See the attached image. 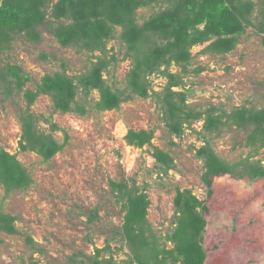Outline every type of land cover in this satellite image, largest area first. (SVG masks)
Here are the masks:
<instances>
[{
  "label": "rangeland",
  "instance_id": "1",
  "mask_svg": "<svg viewBox=\"0 0 264 264\" xmlns=\"http://www.w3.org/2000/svg\"><path fill=\"white\" fill-rule=\"evenodd\" d=\"M56 2L57 0H52ZM258 10L264 9V0H251ZM167 7L162 3L138 11V22L143 24L151 16ZM38 45L18 38L0 63L19 66L30 83L25 90H35L46 75L61 72L64 65L68 76L76 78L86 73L95 59L76 49H62L53 36L39 30ZM107 44V56H115L117 63L103 75L112 90L124 91L130 61H124L125 47L118 37ZM208 44L192 49V61L185 68L171 65L166 71L177 77L180 86L173 92H185L186 104L205 112L215 109L230 113L236 109L264 108V45L262 36L249 28L241 37L236 50L225 56L204 54ZM46 55L47 62L39 60ZM95 57L99 54H94ZM148 99L133 98L112 112L94 110L99 94L92 92L87 101V115L56 114L51 99L40 97L30 108L37 120V128L68 145L50 162H43L34 153H21L22 137L18 117L26 108L23 95L6 100L0 95V150L15 156L27 170L33 185L25 192L5 198L0 186V209L16 218L19 235H0V264H86L84 257L95 250L111 247L103 258L125 264L130 251L116 235L125 213L116 203L110 183L126 182L145 192L150 206L148 222L161 247L173 249L166 241L175 227L174 198L177 191H190L200 202L207 201L209 213L203 234L206 264H264V181H236L230 177L213 183V195L207 200V189L201 181L203 161L196 152L207 143L224 162L240 167L246 159L264 166L262 151L245 146L248 132L224 130L219 137L209 136L203 130L204 122L185 128L181 138L169 134L163 111L156 101L169 84L163 74L150 79ZM78 103L83 96L78 92ZM45 121H48L45 123ZM51 125L57 126L56 132ZM129 131L152 132L150 146L136 149L128 146L125 137ZM155 150L168 154L173 169L166 171L154 159ZM98 211V220L88 221L90 212ZM32 244L28 245L26 239Z\"/></svg>",
  "mask_w": 264,
  "mask_h": 264
},
{
  "label": "trees",
  "instance_id": "2",
  "mask_svg": "<svg viewBox=\"0 0 264 264\" xmlns=\"http://www.w3.org/2000/svg\"><path fill=\"white\" fill-rule=\"evenodd\" d=\"M160 0H0V59L12 49L18 39L38 45L41 42L39 30L50 33L62 49H76L79 53L91 55L95 62L80 76H68L65 66L61 72L44 76L35 90H25L30 77L12 64L0 63V95L6 100L23 95L26 108L18 117L22 137L21 153H34L43 162H50L68 145V137L59 144L52 135H46L37 128V120L30 108L40 97L51 99L56 114L87 115V101L92 92L99 94L94 110L112 112L133 98L151 97L152 76L165 75L168 86L156 101L163 111V119L169 134L181 138L184 130L193 123L204 122L203 130L209 136L219 137L224 130L248 132L245 146L264 154V108L261 110L240 108L230 113L215 109L201 112L190 108L185 92H173L180 83L177 77L165 71L171 66L185 68L192 61L191 51L207 45L204 54L225 56L234 52L246 30L252 28L262 36L264 45V9L258 10L251 0H161L167 7L151 16L143 24L138 22L139 10L159 4ZM18 12V13H17ZM125 47L124 61H130L124 91L112 90L106 85L103 75L117 63L115 56H107V44L116 38ZM94 54H99L95 57ZM47 62L48 57L39 58ZM78 92L83 103L77 102ZM48 121H45V123ZM56 132L57 126L51 125ZM152 132L129 131L125 137L128 146L143 149L150 146ZM196 158L203 161L204 173L201 181L207 189V200L213 195L215 180L230 177L236 181H264V166L249 158L237 165L221 160L207 143L196 152ZM156 162L166 171L173 169L171 157L155 150ZM33 185L27 170L15 156L0 150V186L5 198L13 193L25 192ZM115 201L125 216L122 226L115 234L126 244L130 257L125 264H206L207 253L203 247V234L209 213L207 201L200 202L190 191H177L174 198L176 212L175 227L166 241L173 249L161 247L152 233L148 222L149 200L135 182L110 183ZM98 220V211L88 214L90 224ZM16 218L0 209V235H19L15 227ZM32 244L30 238L26 239ZM1 247V243H0ZM110 245L95 250L93 256L84 257L86 264H117L113 259H104L111 253ZM35 264V263H31ZM70 264H75L70 259Z\"/></svg>",
  "mask_w": 264,
  "mask_h": 264
},
{
  "label": "bare ground",
  "instance_id": "3",
  "mask_svg": "<svg viewBox=\"0 0 264 264\" xmlns=\"http://www.w3.org/2000/svg\"><path fill=\"white\" fill-rule=\"evenodd\" d=\"M18 13V12H17ZM42 36V35H41ZM40 45V44H39Z\"/></svg>",
  "mask_w": 264,
  "mask_h": 264
}]
</instances>
